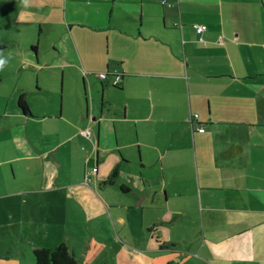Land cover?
I'll return each instance as SVG.
<instances>
[{
  "label": "crops",
  "instance_id": "1",
  "mask_svg": "<svg viewBox=\"0 0 264 264\" xmlns=\"http://www.w3.org/2000/svg\"><path fill=\"white\" fill-rule=\"evenodd\" d=\"M40 1L17 21L39 34L0 35L21 85L0 234L85 264H264V0Z\"/></svg>",
  "mask_w": 264,
  "mask_h": 264
},
{
  "label": "rangeland",
  "instance_id": "2",
  "mask_svg": "<svg viewBox=\"0 0 264 264\" xmlns=\"http://www.w3.org/2000/svg\"><path fill=\"white\" fill-rule=\"evenodd\" d=\"M9 0V3H6L4 1H0V35H6L9 38L13 39L15 34L24 33V37H26V40L28 39V30L34 27L36 34H39L40 28L38 26V23H23V22H17L23 20L27 15H30V17H44L48 19L51 15L50 12H48V9H44L43 6L47 7V2H41V6H37L36 4H33L30 1H28V4L25 5L24 0H16L15 2H11ZM37 6L34 8V6ZM29 17V16H28ZM34 18V19H35ZM31 18L30 20H32ZM47 27H49L46 24ZM52 28H54V25L51 24ZM15 32V33H14ZM43 37V44L49 45L52 43V38H56L52 35L47 34H41ZM29 40V39H28ZM101 40V38H100ZM17 49V48H16ZM15 53V51H14ZM8 57L5 59L7 63L3 67L2 70H0V107L3 108L4 104L6 103V96L8 94L10 95H16L20 94L21 91V85H20V79L18 82L19 76H16L15 73H12V67L9 66L8 63ZM15 69V68H14ZM97 76H100V72L97 73ZM0 108V109H1ZM13 228L10 227V230ZM16 237L13 236L11 233H7L5 236L0 234V255H3L0 257V264H36V259L34 256V251L31 249L30 244L26 241H21L20 237L18 240H15ZM89 261H92L93 264L97 263V260H91L88 258ZM113 264V262L111 263Z\"/></svg>",
  "mask_w": 264,
  "mask_h": 264
},
{
  "label": "trees",
  "instance_id": "3",
  "mask_svg": "<svg viewBox=\"0 0 264 264\" xmlns=\"http://www.w3.org/2000/svg\"><path fill=\"white\" fill-rule=\"evenodd\" d=\"M7 49L8 46L0 41V58H3V54ZM19 107L26 113L31 112L29 102L24 95L19 98ZM34 256L36 264H85L74 256L69 246L64 242L53 249L37 248L34 250Z\"/></svg>",
  "mask_w": 264,
  "mask_h": 264
},
{
  "label": "built area",
  "instance_id": "4",
  "mask_svg": "<svg viewBox=\"0 0 264 264\" xmlns=\"http://www.w3.org/2000/svg\"><path fill=\"white\" fill-rule=\"evenodd\" d=\"M195 27L197 28L198 32H202L203 29H204L203 26L198 25V24L195 25ZM100 77L103 78V79L107 78L108 77V72H101L100 73ZM113 77H114L113 78V84L114 85H119L122 82V80H123L122 74L119 73V72H115L113 74ZM198 117H199V114L198 113H195V114H193V115H191L189 117V121L192 122L194 119H197ZM198 130L203 132L205 129H204L203 126H199L198 127ZM96 170H97V168L94 169V171H96Z\"/></svg>",
  "mask_w": 264,
  "mask_h": 264
},
{
  "label": "clouds",
  "instance_id": "5",
  "mask_svg": "<svg viewBox=\"0 0 264 264\" xmlns=\"http://www.w3.org/2000/svg\"><path fill=\"white\" fill-rule=\"evenodd\" d=\"M24 3H25V5H27L28 4V0H24ZM6 63H7V61L5 59L0 58V70L3 69V67L5 66Z\"/></svg>",
  "mask_w": 264,
  "mask_h": 264
}]
</instances>
